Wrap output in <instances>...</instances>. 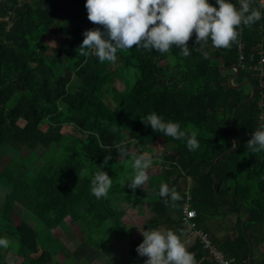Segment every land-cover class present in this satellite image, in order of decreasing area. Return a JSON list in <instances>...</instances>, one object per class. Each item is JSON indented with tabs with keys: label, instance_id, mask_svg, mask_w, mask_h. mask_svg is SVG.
<instances>
[{
	"label": "trees",
	"instance_id": "16d2710c",
	"mask_svg": "<svg viewBox=\"0 0 264 264\" xmlns=\"http://www.w3.org/2000/svg\"><path fill=\"white\" fill-rule=\"evenodd\" d=\"M63 1L81 12L70 23L57 20L40 0L2 3L13 16L8 29L0 24V174L7 177L0 184V239L9 242L7 248L0 247V264H9L4 250L19 256L20 264H52L60 248L45 245L44 238L55 240L51 231L65 217L80 227L85 244L106 260L141 264L143 256L136 249L142 236L130 235V243L118 249L108 245L104 230L124 229L122 215L139 209L185 242L190 232L180 216L187 180L195 222L213 244L236 264H249V252L251 264H264V151L246 148L252 133L264 125V73L259 69H264V62L259 64L264 18L251 27L242 25L239 42L231 48H216L211 40L195 44L193 35L186 57L175 46L168 53L132 47L118 50L114 63L100 62L95 55H78V48L86 30L102 26L88 20L86 0ZM252 7L259 8L256 0ZM55 24L63 39L49 53L38 35ZM113 64L133 72L126 91L101 75ZM152 112L179 122L188 136L194 133L199 147L190 151L187 137L173 139L145 126L142 119ZM41 124L46 127L41 129ZM63 127L71 133H63ZM117 144L129 152L134 148L125 158L143 152L154 156L158 172H148L143 188L133 191L123 181L133 169L121 179L115 171L120 165L112 159L111 168L104 164L109 152L119 156ZM49 148L57 150L58 158L48 163L45 175L41 171L31 179H15L8 174L3 161L7 150L30 153L34 159ZM68 161L71 168L62 174L59 167ZM87 166H102L111 177L107 197L92 194L91 180L84 176ZM165 183L182 199L173 203L169 198L166 204L159 195ZM22 210L34 216L40 229L22 219ZM186 246L197 264H213L197 240ZM257 250L261 258L254 262Z\"/></svg>",
	"mask_w": 264,
	"mask_h": 264
},
{
	"label": "clouds",
	"instance_id": "9594fccd",
	"mask_svg": "<svg viewBox=\"0 0 264 264\" xmlns=\"http://www.w3.org/2000/svg\"><path fill=\"white\" fill-rule=\"evenodd\" d=\"M239 7L232 0H86L87 17L101 28L84 32L78 55H95L100 62H115L118 50L142 47L148 51L168 53L173 46L181 49L183 56H189L187 45L195 35V44H206L209 40L216 48H231L239 42L241 26L251 27L261 20L264 0L259 8L252 7L253 0H238ZM264 119V116L261 117ZM142 121L155 132L166 137L183 140L187 137L188 149L195 150L199 142L195 134L188 136L179 122L165 121L155 112ZM251 153L264 151V125L255 130L246 143ZM115 149L123 160L133 155L122 144ZM111 152L104 157V164L111 159ZM154 156L149 153L136 155L131 163L133 175L127 186L135 191L148 181V169L153 166ZM92 194L105 198L112 186V179L103 167L91 180ZM159 195L175 203L182 199L177 190L165 183L160 186ZM142 242L136 251L147 257L145 264H197L195 255L188 251L181 235L172 230L147 229L141 231ZM7 239H0V247H8Z\"/></svg>",
	"mask_w": 264,
	"mask_h": 264
},
{
	"label": "rangeland",
	"instance_id": "374dc122",
	"mask_svg": "<svg viewBox=\"0 0 264 264\" xmlns=\"http://www.w3.org/2000/svg\"><path fill=\"white\" fill-rule=\"evenodd\" d=\"M39 3L51 8L53 11V14L57 20H66L67 22L70 23V22L74 21V18H73L74 14H78V15L81 14V12L75 6H73L71 3L65 2L63 0H40ZM38 37L42 41L45 42V44L47 45L46 51L49 53L52 52L54 49L58 48L59 45L61 44L62 39H63L62 35L57 31L56 24L52 25L44 33L39 34ZM132 73H133L132 70H129V71L124 70L121 67L116 66L115 64H113L110 69L101 71V75L112 86H114L116 89H118L120 91H126L132 85L133 80H134V76L132 77V75H133ZM41 128L44 129L45 125H42ZM61 131L63 133H71V129L69 127H63ZM123 138L124 139L127 138V130L126 129L123 130ZM54 149L55 148L46 149L44 151V153H42L41 155H35L34 157H36V158H34V159L30 158L31 157L30 153L25 155L22 152L15 153L13 150L9 149L6 151V158L3 161H4V164L6 166H8V168H9V169H7L8 174H10L15 179H17L18 177H20L21 179H23V178L31 179L35 176V174H37L38 169H40V168H42L41 175L42 174L45 175L46 174L45 171L49 170V167H47L48 163H52L54 159H55L54 162L57 161L58 152H57V150L54 152ZM130 152L133 154L134 148L131 147ZM143 153H145V152H143ZM143 153H141V154H143ZM66 157L67 156L65 154V158ZM111 157H112L111 159L113 160V164L115 162V164H117L118 166L120 165V168H118V170H115V171L122 174L121 179H123L124 175H127V173H126L127 170L129 171L128 174L131 175V173H132L131 163H132L133 158H124L122 160L120 158V156L111 155ZM111 159L106 164L107 168H111V167H109L110 165L113 166V164L111 163ZM70 168H71V162L68 161L66 163H61V166L59 167V171L62 174H66V173H68ZM97 171H98L97 169H92V166H87L84 170V176L87 179L92 180L94 174ZM148 172L157 173L158 168L153 165L150 169H148ZM2 173H4V172L2 171ZM2 173L0 174V184L1 185L3 183V179L7 178V177L3 176ZM128 179L129 178H124L123 181H128ZM115 204H117V203L115 202ZM26 214H27V216H30L28 213H26ZM19 215L20 214H18V216ZM126 220L129 221L128 223L131 225V227H133L135 225L134 223H139V220L135 219V218H133V219L128 218ZM33 225L37 229H40V225L36 221H33ZM69 227L73 228V227H75V225L71 221H69ZM56 232H58V233H56L57 235L60 234L59 230H57ZM61 237H63V236H61ZM58 238L60 239V237H58ZM44 239L47 242V238L45 237ZM16 245H18V244H16ZM50 245H51V243H50ZM54 245H55V248H58V246H59L58 243H56ZM72 245H73V242H72ZM48 246H49V244H48ZM66 248L67 247H65V249ZM74 248H75L74 246H70L66 250L71 252L74 250ZM63 251H65V250H63ZM67 251H65V253ZM261 252H262L261 250L256 251V253L254 255L255 256L254 262H256L257 260H259L261 258ZM4 253L6 256V254L8 253L7 250H4ZM58 253H60V251H58ZM72 255L74 256V254H72ZM7 257H8V260H10V258L12 256L7 255ZM54 257L60 258V254H58ZM55 258H53V259H55ZM71 258L75 259V257H71Z\"/></svg>",
	"mask_w": 264,
	"mask_h": 264
},
{
	"label": "crops",
	"instance_id": "0c3cea01",
	"mask_svg": "<svg viewBox=\"0 0 264 264\" xmlns=\"http://www.w3.org/2000/svg\"><path fill=\"white\" fill-rule=\"evenodd\" d=\"M45 125L46 124H41ZM40 126V127H41ZM42 129V128H41ZM131 153V152H130ZM42 171V168L38 169V173ZM46 173V171H45ZM35 174V175H37ZM119 198L121 197L120 195L118 196ZM117 198V197H116ZM117 198V199H119ZM121 199V198H120ZM134 210L132 212H126L122 215L121 217V222L123 223L124 229H119L116 226H107V228L104 230L103 235L106 237L108 240V245L112 247H116L118 249L124 248L126 245H128L131 241V236L132 235H137V236H142L141 231L143 230H151V229H159L161 231H164V226L158 222H154L152 219L154 217L149 214H143L140 210L138 211ZM28 213L30 216H27ZM22 219L32 227L36 228L33 225V221H36L34 219V216L26 212L25 210H22ZM138 219L139 223H134L135 225L131 227V225L128 223L126 219ZM156 218H160L159 215H156ZM69 221H71L75 227L71 228L69 227ZM59 230V235H57L56 232ZM136 231V232H135ZM138 233V234H137ZM131 235V236H130ZM51 236L55 239L52 240L50 238H47V242L45 241V245L51 247L52 245L58 243L60 249V253H56L54 256L60 254V258H55L53 256V262L52 264H117L114 259H109L106 260L102 254L98 253V251L95 248H90L85 244L84 241V234L80 227L71 220L70 217H65L59 225H57L52 231H51ZM63 236V237H61ZM60 237V239L58 238ZM143 240V236L141 238V242ZM73 242V245H72ZM51 243V245H50ZM70 246H74V250L69 252L66 249ZM65 247H67L65 249ZM67 251L65 253V251ZM6 254V261L9 264H20L21 258L12 252L7 250ZM74 254V256L72 255ZM7 255H11L12 257L10 260H8ZM71 257H75V259H72ZM147 260V257L143 256L142 263L145 264Z\"/></svg>",
	"mask_w": 264,
	"mask_h": 264
},
{
	"label": "built area",
	"instance_id": "2783aa9c",
	"mask_svg": "<svg viewBox=\"0 0 264 264\" xmlns=\"http://www.w3.org/2000/svg\"><path fill=\"white\" fill-rule=\"evenodd\" d=\"M6 0H0V24L4 23L6 29L11 26L12 23V11L6 10L3 7L2 3ZM19 1V0H18ZM237 7H239L238 0ZM259 7V0H256ZM264 10V9H261ZM241 45H239V48ZM261 57L259 60V64L264 62V55L260 52ZM260 74L263 75L264 69L261 66ZM189 181H185L184 193L186 195L185 202L182 206L180 221L181 224L184 225L190 232L188 237L185 240V243H189L193 240H197L202 249L206 252L208 260H210L213 264H236L233 257L225 256L224 252L216 247L211 241L209 234L205 232L203 229L199 228L195 222V210L190 207V196L188 195Z\"/></svg>",
	"mask_w": 264,
	"mask_h": 264
},
{
	"label": "water",
	"instance_id": "95a60500",
	"mask_svg": "<svg viewBox=\"0 0 264 264\" xmlns=\"http://www.w3.org/2000/svg\"><path fill=\"white\" fill-rule=\"evenodd\" d=\"M252 95H253V90H252V92H251V94H250V96H249V98L250 97H252ZM234 112H235V109L233 110V115H234ZM233 115H232V119H231V123H230V128H231V125H232V123H233ZM229 128V129H230ZM234 140V144H233V147L236 145V141H235V139H233ZM248 262H249V264H251V253L249 252V254H248Z\"/></svg>",
	"mask_w": 264,
	"mask_h": 264
}]
</instances>
